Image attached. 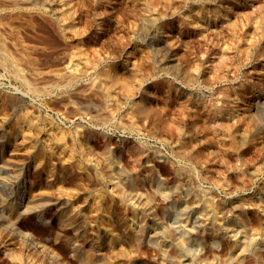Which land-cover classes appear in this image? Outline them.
<instances>
[{
    "label": "rangeland",
    "instance_id": "1",
    "mask_svg": "<svg viewBox=\"0 0 264 264\" xmlns=\"http://www.w3.org/2000/svg\"><path fill=\"white\" fill-rule=\"evenodd\" d=\"M0 41L15 69L0 60V129L8 141L14 129L20 130V143L24 136L31 141L17 144L10 152L13 155L7 151V156L26 166L35 156L40 161L50 156L58 164L66 160L63 164L71 166V159L81 161L83 154L91 152L94 162L87 165L105 173L110 164L102 151L114 147L111 157L115 154L119 160V156L138 178L161 175L169 185L180 181L189 187L190 198L197 195L196 199H202L199 210L207 208L206 212L193 211L198 223L201 214L210 210L217 213L216 223H225L222 208L229 202L247 207L248 221L237 229L247 237L259 229L249 246L248 256L252 257L247 259L249 264L263 262L264 0H0ZM103 73L113 89L107 112L99 113L88 104L103 100L94 85ZM24 83L36 91H29ZM100 114L108 118H97ZM99 118L102 121H96ZM8 141L3 145L10 150ZM157 154L164 162L154 161ZM93 168V178L81 176L80 168H69L72 173L65 170L61 179L46 169V174L42 169L38 173L4 169L0 171V204L13 201L22 208L33 197L58 196L69 185L79 190L85 186L91 193L79 197L76 205L86 206L85 211L91 206L97 214L88 210L85 218L89 221L92 216L91 223H97L93 215L98 216L102 203L99 192L92 193ZM177 169H182V175L184 172L182 179L176 177ZM28 179L34 181V191L25 200ZM74 180L78 186L71 185ZM74 189L65 193L72 197L78 191ZM144 190L154 201L155 214L163 217L164 201L157 199L151 187ZM64 195L68 200L69 195ZM40 202L32 208H38ZM251 207L255 210L248 209ZM127 208L116 209L115 217L123 215L129 220L131 207ZM57 213L55 206L47 208L43 218L30 213L11 225L10 231L0 224V264H53L50 255L38 251L34 242L53 248L61 264H81L70 256L63 235L73 237V233L60 228ZM138 217L146 227L147 216L139 212ZM100 225L92 227L103 231ZM92 227L88 226L90 233ZM58 232L63 238L54 242ZM107 232L106 240L115 239L114 229ZM213 232L206 231L207 241ZM140 235L133 242H122L118 235L119 243L113 245L125 243L121 247L133 253L125 259L130 257L132 264H160V250L141 243ZM85 240L88 242L83 238L81 244L87 245ZM192 243L190 248L196 242ZM219 244L220 249L206 244L195 263L212 260L224 264L233 242L224 238ZM198 245L197 251L192 248L194 254L190 251L194 256L200 253Z\"/></svg>",
    "mask_w": 264,
    "mask_h": 264
},
{
    "label": "bare ground",
    "instance_id": "2",
    "mask_svg": "<svg viewBox=\"0 0 264 264\" xmlns=\"http://www.w3.org/2000/svg\"><path fill=\"white\" fill-rule=\"evenodd\" d=\"M0 60L5 66L9 67V69H12L14 67V63H13L14 61L6 53L5 48H4L3 44L1 43V41H0ZM12 71H15V69L13 68ZM18 77L21 78L20 75H18ZM99 77H101V80L95 82L94 85H95V87H99V90H101L100 92H102V94H103V95L101 94L103 96V100L101 99L102 102H100V103L99 102L94 103L92 101V103H90L88 105L93 106L94 108L99 110L98 112L100 113V112H104V111L107 112L106 110H108L107 109L108 108V98L112 94L113 85L106 84L109 81V77L105 73L100 74ZM24 84H22V85H24ZM25 85L28 87L29 91L30 90H32L33 92L36 91L35 88L31 87L29 84H25ZM11 101H13V100H11ZM17 105H14L15 106L14 108H17L20 106V105H18V106ZM138 105H140V104H138ZM88 107H90V106H87V108ZM94 108H92V109L94 110ZM102 115H104V114H102ZM102 115L101 114H100V116L97 115V118L101 117ZM105 116H106V114H105ZM103 117L104 116H102L101 119H103ZM104 118H108V117L106 116ZM101 119L99 118L96 121H99V120L102 121ZM106 120L107 119H105V121ZM103 122H104V120H103ZM19 135H20L19 129L12 130L11 136L9 134L10 140L8 141L7 135L4 134V130L0 129V171L7 169V168L8 169L13 168V169H15V171H24L25 173L29 172L30 170H33V171L38 170L37 171V173H38L40 171L39 169L43 170L41 172H44L45 171L44 169H46V170L50 171L49 173L52 172L53 175L58 174L59 176L57 178H59L60 176H63L64 174H66L69 170L71 172V169H69V168H74V170H75V168H80V169H78V171L80 170L79 172L82 173V174H80L81 176L86 174L87 176L89 175V177L91 176L93 178V174H91L92 173L91 168H93L94 166L92 165L91 168H90V166H88L94 162V157H92L93 155L91 152L83 154L84 156L81 155L82 154L81 153L80 156L81 157L83 156L81 161H80V158L78 161H75L77 159H75V160L71 159L72 163H68V164H71V166L70 165L66 166L65 165L66 163L63 164V162H66V160L65 161L62 160V162L60 161L62 163V165H60L61 163L58 164L55 161L50 160L49 159V158H51L50 156L48 159H45V160L41 159V161L37 159L38 156L37 157L35 156L33 163L29 164L28 166H26L25 164H23L21 162L15 161L13 158L9 157V156L13 155L12 153H10L13 151L12 149L17 148L18 145H22V143H23V145L31 144V141L28 138V136H24L23 142L20 143V141H18ZM4 141H8V142L11 141L10 147H12V148L10 150L9 149L7 150V148H8V147H6L7 145L6 146L3 145L5 143ZM122 143L123 142H121V144ZM16 145H17V147H15ZM115 150H116V148L109 146L102 151V155H104L106 157L107 161H109L108 163L110 164L109 167H107L108 170L105 173H103L102 169H101L102 171L96 170L94 168L92 169L94 176H95V180H96L95 186L92 190V193L95 192V190L97 192H99L98 198L102 204L100 207H98V211H97L98 216H96V217L94 215H96L97 213H95L94 211H91V206L88 207V210H89V212L94 213V215L93 214L92 215H93V218H96L95 219L96 221H94V220H92V221L97 222V223H91L90 220H91L92 216L90 214L89 215L91 217L89 216L90 217L89 221L87 220L89 218H87V217H86L87 219L85 218V215H86L85 212L88 211V210L85 211L87 209L86 206H81V205L77 206L76 205V201H77V199H79V197H81L82 195H85V193H87V194L91 193V189L89 187L87 189H84V188H86L85 186H84V188H81V186H83L81 184H80L81 186H79V188H81L83 190L76 189L77 187L75 184H77V182H79V181H77L79 179H78V176L76 175L77 176V178H76L77 182L74 180V181H72V182H75L74 184L70 183L71 185H75V186L71 187L69 185L72 189L75 188L74 189L75 191L78 190L76 192V194L74 193V195H72V197L70 196L72 194L71 192H70L71 194L65 193V192H69V190L71 189V188L70 189L68 188L69 186L67 187L68 191L63 190L64 192H61L62 194L58 193L59 190L57 191V189H56L58 196H56L57 194L55 193L56 194L55 196H40L39 198L33 197V195H31V194L34 191L32 188L34 181L31 179H28L29 182L26 181L27 185H26L25 190H24V191H26L25 192L26 194L28 193V195L25 197V200H28L29 197L31 198V196L33 198H36V199L31 198L32 200H30V202H27L25 205H23L22 208L19 207V204L15 203L13 201H10V202L8 201V202H4V203L0 204V224L4 225L5 228L10 231L11 229H13L11 227L16 226V224L19 223V220L22 217H24L30 213H34L36 216L43 218V216L41 214L45 210H47V208H49L51 206H55V208H57V211H58L57 217H58V222L60 223L59 226H61L60 228H63L62 230H70V232L73 233V237H72V235H70L72 238H70V236H67L66 235L67 233L66 234L64 233V235H63L64 239L68 243V246H69L68 249L71 248L70 256H71V258L76 259L78 262H81V264H126V263L132 264V263H130V261H133V260L132 259L130 260V257L125 259V257L129 256V253L132 250H129V248L125 249V246H123L124 248L121 247L125 243L122 244L121 246H118V245L115 246V245H113V242L119 243V240L122 242L124 240L125 241L131 240L133 242L134 239L138 240V236L140 235V233H142L141 234L142 235V242L140 240L141 239V237H140V239H139L140 241H137V243L138 242L139 243L145 242L147 245L154 246L157 249H159L160 250V254H159V263L160 264H194L195 260L202 256L201 253L204 252L206 244H208V245L210 244V246L214 245L215 248H219L220 247L219 243H221L222 239H224V238H226V240L233 242V245H231L229 252H228L229 255L225 259L227 262L224 261L225 262L224 264H245L246 261H247V263H248V260L250 261V259H247V257L248 258L252 257L250 255H249L250 257L248 256V254L251 252V251L249 252V250H250L249 248H251L249 246L252 245L253 241L255 240L254 236H256V235H254V232L255 233L257 232V234H258L259 229L257 231H254V232L252 230L253 238H252L251 234H250V236L248 235V237H247V234H244L242 236L241 234H242L243 230L237 229L239 224L242 223V225H243L248 221L247 207L243 206L242 204H236L234 202H231V203L229 202V203L225 204L224 207L222 208V212L224 213L223 217H227V220H225V223L224 222L222 223V221H220V223L217 221V223H216L217 213H215L214 210L213 211L210 210L209 212H207L205 214L199 213V214H201V217H200L201 221L198 223V220H200V219L198 217H197L198 220H197V218H195L196 212H193V211L198 210L200 212H206L205 210L207 208H205V210L203 208L202 211L199 210V208H202V204H201L202 199L201 200L196 199L195 197L197 195H194V199L190 198V194H191L190 191L192 192V190L189 191V189H188L189 187L185 188L180 181L175 182L173 185L170 183V185H171L170 186L169 184L166 183L169 181H167V179L164 181V178L160 177L161 175L156 176V177L155 176L151 177V176H148L150 174H147V175L145 174V175H142L141 178H138L137 174L133 170L127 169L120 162L119 156H118L119 160L116 158L117 156L116 157L114 156L115 154L113 155L114 157L113 156L111 157V155L113 154V151L116 152ZM7 151H8V153H10L9 156H7ZM183 151H181V152L183 153ZM188 153H190V150H188ZM155 154H156V152H154L153 155H155ZM158 154H160V153H158ZM158 154L155 156L156 159L154 157H152L155 159L154 161L157 160L159 162H164L163 156L158 155ZM183 154H187V150H186V152L184 151ZM183 154H182V156H183ZM190 155L191 154H189V156ZM46 156H47V154H46ZM186 156H188V155H186ZM110 157L112 159H109ZM190 157H191L190 160L193 161V163H195L196 159L194 162V160H192V156H190ZM149 158L151 159V157H149ZM183 158L186 159L185 156ZM115 159H117L118 161H115ZM147 159L148 158H146L145 160H147ZM150 159H148V161H146V163L147 164L150 163L149 165L151 166L152 164H151ZM112 160H114L113 163H112ZM164 160H167V157ZM169 161L170 160H167L166 162H169ZM57 162H59V160ZM68 162H69V159H68ZM159 162H158V164H159ZM189 164H190V162H189ZM196 164H194V165H196ZM155 165H153V167ZM60 166H61V168H60ZM153 167H149V169L153 168ZM183 167L185 168V166H183ZM58 168H60V169L58 170ZM184 168H183V171L187 169V168H185V169ZM189 169H191V168H189ZM65 170L66 171L68 170V171L66 172ZM177 170L178 171H175L177 174L176 177L181 176L180 178L182 179V176H184V172L182 175V173H181L182 169H181V171H179V169H177ZM188 170H187V172H188ZM64 171L66 173H64ZM155 171H157V168ZM158 171H157V173H158ZM1 173H3V172H0V174ZM74 173H76V171ZM153 173H155V172H153ZM44 174H46V173L44 172ZM152 176H153V174H152ZM54 177L56 178V176H54ZM2 178H0V179L2 180ZM80 178H82V177H80ZM59 179H61V177ZM78 184H77V186H78ZM146 186L151 187L153 189V194L155 192L154 195L158 196L157 199L160 198L159 200L164 201V203L166 204L165 209L163 208L164 211L162 210V212L164 214L163 217L158 218V215L155 214L156 213L155 209H153L154 208L153 207L154 201H153V199H151L149 197L148 193L146 194L144 192L145 191L144 188ZM1 188H0V190L2 191ZM71 191L74 192L73 190H71ZM63 193L69 195L70 198L68 197V200L63 198L62 197L64 195ZM67 195H64V196H67ZM157 196H155V197H157ZM197 198H198V196H197ZM37 201H41L39 204H37L38 208L35 206L34 207L36 209L32 208L33 204ZM203 203H205V200ZM127 207H131V213H130V215L128 214L129 220H128V218L125 219L123 215H121L120 217L119 216L115 217L114 213H115L116 209L118 210V208H121V209H126L125 211H127V209H128ZM31 208H32V210L33 209L34 210L33 211L30 210ZM248 209L255 210V208H253V207L248 208ZM101 211H103V212H101ZM129 211H130V208H129ZM139 212L145 214L148 218V222H146L148 224L146 225V227H144L145 224L138 217ZM101 213H102V215H101ZM112 213H113V215H112ZM177 219H179L181 221H179ZM261 220H262L261 226H263L264 225V217H262ZM42 222L44 224H47V222H44V221H42ZM5 223H7L8 225H5ZM97 224L102 225L101 228L103 231H101V230L96 231V229H99V228H93L94 227L93 225H97ZM108 225L110 227L112 225H114L115 228L111 227V229H114V231H116L115 232V234H116L115 239H113V238L110 240L105 239V237L107 236L105 233H108L107 231L111 230V229H109ZM88 226H90V227L93 226L92 229L90 230L91 233L89 232ZM248 226H246V228H248ZM97 227H99V226H97ZM208 228H210V229H208ZM207 230L214 231L212 234V236L213 235L214 236L212 238L210 237L211 239L208 237L209 241H207V238H206V236L208 234V233L206 234ZM263 230H264V228H263ZM219 231H221V232H219ZM246 233H247V231H246ZM62 234H63L62 232L61 233L58 232L54 236L53 241L54 242L59 241ZM205 234H206V236H205ZM118 235H119V240H118ZM209 235L211 236V234H209ZM63 236H62V238H63ZM243 237H247L248 239L246 238L243 240L242 239ZM83 238L88 240V242L85 240L87 245L81 244V240ZM193 240L196 242L195 246L197 244H200V245H198V248L200 247L199 248L200 253H198V255L195 254V256L192 255V253H193L192 248L195 246L190 248L191 245L193 244L192 242H194ZM47 241H50V238H47ZM132 242H130V244ZM188 242L189 243L191 242L192 244L191 243L189 244ZM257 244H259V243H256V245ZM34 245H35V248L38 251H40L41 253L50 255L49 257H51V261L53 259V264H61V261H59V255L57 254L56 251L52 250L53 248L46 246L42 242H38V243L34 242ZM132 247H134V246H132ZM195 248L197 251L198 250L197 247H195ZM255 248H256V246H255ZM260 248H264V246L262 247V245H260ZM131 249H133V248H131ZM257 249L260 250L259 247ZM190 251H192V253ZM254 252H252V253H254ZM124 253L126 254V256H124L125 255ZM257 255L259 256V254H257ZM132 256H133V253L131 252V258H132ZM258 256H257V258H259ZM259 259L261 262V260H262L261 257ZM251 260H253V259H251ZM255 260H254V262H255ZM204 261L202 260V263ZM211 261L212 260H210V262L207 261L205 263L206 264H215ZM262 261H263L262 263L264 264V260H262ZM195 264H197V261Z\"/></svg>",
    "mask_w": 264,
    "mask_h": 264
}]
</instances>
